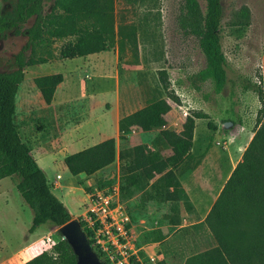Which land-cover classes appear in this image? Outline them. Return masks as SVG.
Instances as JSON below:
<instances>
[{
    "label": "rangeland",
    "instance_id": "1",
    "mask_svg": "<svg viewBox=\"0 0 264 264\" xmlns=\"http://www.w3.org/2000/svg\"><path fill=\"white\" fill-rule=\"evenodd\" d=\"M14 1L0 0V13L9 10ZM52 1L44 0V12ZM196 1L203 10L204 0ZM220 3V44L226 73L221 90L214 87L204 70L196 37L183 33L178 25L181 0H113L115 41L111 49L24 67L15 95L13 121L38 166L48 180L55 182H51L53 194L72 218L86 220L82 229L97 220L90 211L97 193L102 197L111 194L109 208L119 207L127 216L124 237L119 235L115 243L112 240L118 231L114 224L98 222L94 231L95 244L105 249L102 258L106 264H130V256L136 264H184L213 244L203 218L252 135L259 107L255 74L264 61V0ZM32 20L30 17L23 26ZM25 38L12 31L0 37V71L9 69L13 54ZM55 44L58 46L60 41ZM159 70H164L178 104L165 96ZM53 72H60L62 81L56 85L50 103L45 104L32 78ZM192 80L198 90L191 86ZM149 100L161 106L165 127L179 130L184 115L192 109L206 112L214 125L211 130L208 119H195L191 149L176 167V176L189 194L192 208L187 211L179 202L175 224L168 221L172 212L169 202L163 199L166 188L161 174L135 191L132 185L136 177L121 173L117 158L89 176H71L62 162L64 155L106 137L114 138L116 149L134 144H141L146 151L153 148L159 127L142 131L131 125L124 139L117 137V120ZM225 121L230 123L224 125ZM162 152L167 154L170 149ZM15 181L14 175L0 179L1 252L16 249L25 237L36 240L35 249H49L45 237H58L57 227L44 223L28 232L31 210L15 189ZM204 201L207 207H203ZM157 228L163 237L153 241V230ZM110 253L115 259L107 257Z\"/></svg>",
    "mask_w": 264,
    "mask_h": 264
},
{
    "label": "trees",
    "instance_id": "2",
    "mask_svg": "<svg viewBox=\"0 0 264 264\" xmlns=\"http://www.w3.org/2000/svg\"><path fill=\"white\" fill-rule=\"evenodd\" d=\"M43 2L15 0L9 10L0 13V37L7 31L26 37L13 54L9 69L0 71V179L16 177L14 187L31 210L28 232L44 223L58 227L71 215L51 191L44 170L20 138L13 121L15 95L23 79V69L54 59L84 57L109 50L115 41L113 0H53L47 12L43 11ZM221 16L220 0H204L203 10L196 0H181L177 14L182 32L196 37L204 59V70L217 90H221L226 82L225 56L219 32ZM30 17H33L32 22L24 27ZM56 41H60L58 46ZM158 73L165 96L178 104L179 98L170 88L164 70ZM255 75L259 107L252 135L203 218L213 244L192 255L184 264H264V61ZM61 81L60 72L32 78L45 104L50 103L55 87ZM190 83L194 89H199L195 80ZM195 119H208L207 126L214 129L208 114L200 109H192L185 114L179 130L165 127L161 106L149 100L117 120V137L124 139L131 125L142 131L159 127L153 148L146 151L141 144H134L116 149L114 138L107 137L64 155L62 162L70 175L82 173L89 176L117 158L119 171L133 173L136 177L132 185L135 191L153 176L161 174L162 185L166 188L163 199L169 202L172 212L168 221L175 224L178 222V203L182 202L185 209H189V203L174 169L191 149ZM165 149H170V152L164 154L162 151ZM77 219L80 226L86 225V220ZM97 227L98 221L95 220L92 226L82 230L99 260L106 264L102 258L104 252L95 244L93 236ZM56 233L60 237L57 229ZM162 237L160 229L153 230V241ZM128 261L136 264L133 256ZM21 264L76 262L69 245L60 238L48 250L40 251Z\"/></svg>",
    "mask_w": 264,
    "mask_h": 264
},
{
    "label": "water",
    "instance_id": "3",
    "mask_svg": "<svg viewBox=\"0 0 264 264\" xmlns=\"http://www.w3.org/2000/svg\"><path fill=\"white\" fill-rule=\"evenodd\" d=\"M229 123V121H225L224 125ZM57 231L75 255L76 264H103L88 243L77 218L71 217L68 221L59 225Z\"/></svg>",
    "mask_w": 264,
    "mask_h": 264
},
{
    "label": "built area",
    "instance_id": "4",
    "mask_svg": "<svg viewBox=\"0 0 264 264\" xmlns=\"http://www.w3.org/2000/svg\"><path fill=\"white\" fill-rule=\"evenodd\" d=\"M110 197L111 194L102 197L100 194L97 193L96 199L92 201L93 205L90 207V211L93 214H95L96 216L95 219H97V221L100 224H103L105 222H110V224L112 223L115 225V230L118 231L116 236L112 240V242L115 243L119 239V235H121V238L124 237L125 223L127 221V216L122 211H120L119 207L109 208L108 199ZM45 238L48 242H50V245H53L57 243L61 237L46 236ZM95 243H97L96 239H95ZM100 249L101 251H105V249L102 247H100ZM107 257L111 260L115 259V256H113L111 253L108 254ZM123 261L126 262V259H124Z\"/></svg>",
    "mask_w": 264,
    "mask_h": 264
},
{
    "label": "crops",
    "instance_id": "5",
    "mask_svg": "<svg viewBox=\"0 0 264 264\" xmlns=\"http://www.w3.org/2000/svg\"><path fill=\"white\" fill-rule=\"evenodd\" d=\"M98 53V52H97ZM93 54V53H92ZM89 55V54H88ZM87 56V55H86ZM72 59V58H71ZM46 63V62H45ZM42 64V63H41ZM36 65V64H35ZM30 66V65H29ZM26 67V66H25ZM24 71V69H23ZM54 73V72H53ZM24 74V73H23ZM48 74V73H47ZM43 75V74H41ZM38 76V75H37ZM35 77V76H34ZM38 91V90H37ZM39 93V92H38ZM107 138V137H106ZM105 139V138H104ZM100 141V140H99ZM98 142V141H97ZM84 148V147H83ZM76 151V150H75ZM74 152V151H73ZM188 154V153H187ZM179 166V165H178ZM177 166V167H178ZM234 166V165H233ZM233 166L231 167V169L233 168ZM64 171L66 173H68L67 169L64 167ZM44 173V172H43ZM174 173L176 175V168L174 169ZM81 174V173H80ZM45 177H46V172L44 173ZM73 176V175H71ZM75 176V175H74ZM177 177V176H176ZM46 180L47 182H49L51 184V191H53V184L55 185V182L53 181H50L47 179L46 177ZM179 180V179H178ZM180 181V180H179ZM53 184H52V183ZM181 183V182H180ZM182 185V183H181ZM183 187V185H182ZM184 188V187H183ZM185 190V189H184ZM186 192V191H185ZM3 195L2 191H0V197ZM186 195H187V199H188V203H189V209H186L187 211H190L191 208H192V204L190 202V196L189 194H187L186 192ZM86 197L87 194H85ZM58 198V197H57ZM208 203L207 201H204L203 203V207H207ZM185 210V211H186ZM202 210V209H201ZM201 212V211H199ZM71 215V214H70ZM79 217V216H78ZM25 242L22 243V245H19L16 249L14 250H8L4 253H2V249L0 247V264H21L23 263L24 261L28 260L29 258H31L32 256H34L35 254L39 253L40 251L42 250H48L46 248H43V249H35L34 246L36 245V240L34 239H31L29 237H25Z\"/></svg>",
    "mask_w": 264,
    "mask_h": 264
},
{
    "label": "bare ground",
    "instance_id": "6",
    "mask_svg": "<svg viewBox=\"0 0 264 264\" xmlns=\"http://www.w3.org/2000/svg\"><path fill=\"white\" fill-rule=\"evenodd\" d=\"M60 177V175H58Z\"/></svg>",
    "mask_w": 264,
    "mask_h": 264
}]
</instances>
